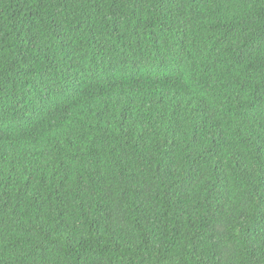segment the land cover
Returning a JSON list of instances; mask_svg holds the SVG:
<instances>
[{"label": "trees", "instance_id": "obj_1", "mask_svg": "<svg viewBox=\"0 0 264 264\" xmlns=\"http://www.w3.org/2000/svg\"><path fill=\"white\" fill-rule=\"evenodd\" d=\"M0 264H264V0H0Z\"/></svg>", "mask_w": 264, "mask_h": 264}]
</instances>
